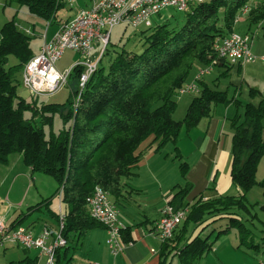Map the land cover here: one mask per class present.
Returning <instances> with one entry per match:
<instances>
[{
	"label": "trees",
	"instance_id": "16d2710c",
	"mask_svg": "<svg viewBox=\"0 0 264 264\" xmlns=\"http://www.w3.org/2000/svg\"><path fill=\"white\" fill-rule=\"evenodd\" d=\"M250 1L204 0L190 5L177 28L162 23L134 29V34L143 38L144 48L140 53L127 51L122 46L111 54L107 44L98 67L78 90L75 107L76 89L63 104L38 106V96L28 102L17 94L16 74L35 54L31 45L33 34L18 29L14 17L0 26V162H6L11 154H20L32 172L47 174L56 182L54 194H60V204L66 215L62 231L66 245L55 252L54 264H70L69 246L77 245L89 229L102 226L90 217L86 198L96 185L112 199L121 195L122 178L131 174L137 165L140 155L135 151L142 141L152 135L158 151L166 142H176L182 127L190 130L202 117L209 116L214 104L230 102L243 110L242 115L236 114L229 120L230 177L241 193L208 200L200 197L191 205L182 206V199L190 187L187 184L175 186L169 203L175 209L187 206L184 229L191 224V232L198 227L200 231L193 237L182 234L175 238L174 233L161 245L160 264L166 263L172 250H177L182 264H192L210 249L213 239L232 227L237 229L241 243L258 250L260 244L254 242L255 234L245 226L241 214L249 213L248 191L254 185L264 188V180L256 178L264 153L261 138L264 98L257 104H241L233 97L228 98L226 90L200 82L199 92L191 95L183 118H172L177 89L188 81L198 65L211 62L214 43L233 31L236 14ZM8 3L23 7L46 21H51L63 4L61 0H8ZM263 23L264 0H259L251 6L247 26L250 29ZM9 55L16 58V64L6 65ZM80 71L81 68L74 67L69 80L74 78L77 82ZM26 111L28 116H24ZM55 114L61 118V128L46 137L43 127H52ZM181 165L185 175L186 163ZM48 200L28 210L45 205L49 211ZM49 212L57 219V214ZM21 216L10 225L17 226L23 220ZM221 219L227 223L216 231L210 242L214 229L205 237L200 236L202 230ZM0 264H36V258L25 256Z\"/></svg>",
	"mask_w": 264,
	"mask_h": 264
},
{
	"label": "crops",
	"instance_id": "0c3cea01",
	"mask_svg": "<svg viewBox=\"0 0 264 264\" xmlns=\"http://www.w3.org/2000/svg\"><path fill=\"white\" fill-rule=\"evenodd\" d=\"M3 1L4 5L8 6L10 10L9 15L7 14L8 20L14 17L18 29L29 30L33 37L39 38L34 53L38 52L43 35L45 40H50L61 23L68 21L79 9L86 8L89 5V0H61L63 3L60 7L63 8L62 13L59 15L57 11L56 16L51 21H46L27 11H22L23 22L20 23L16 18L20 8L16 9L14 3H8V0ZM236 17L233 31L257 33L254 35L251 45V51L257 58L254 61L238 64H232L225 60L220 61L221 63L216 65L212 69L213 71L201 78L198 86L200 82H203L208 84L209 87L226 90L228 98L233 97L241 104L246 102L257 104L261 98H264V64L258 58L264 44V28L262 27L264 23L249 29L245 15ZM200 66L202 65H198V67ZM213 74L215 75L213 76ZM247 77L250 78L251 85H244L243 82ZM222 79L228 80L230 88H234L233 94H228L229 87L226 89L219 88ZM251 91H253V94ZM240 94L242 98H240ZM242 113V107H237L233 102L228 104L217 103L212 106L209 116L202 117L195 127L186 130L183 139H180L179 133L178 141L180 139L179 144H181L178 151L184 149L185 143H187V151L184 152L183 150L181 152L182 156L187 158V162H185V180H182L181 183L177 179L173 180V178L167 176L159 167L158 161H160L159 158L162 155L155 150L157 141H154V137L150 135L142 141L135 151V154L140 155L137 165L131 174L122 178L121 195L116 199H112L109 194L110 199L115 202L114 204L118 209V220L127 228L122 233V239L124 242L132 241V243L125 245L117 254H112L106 244L107 234L105 228L102 226L93 227L85 233L77 245H71L67 249V256L71 257L70 264H87L91 261L97 264H160L162 246L155 238L150 236L149 231L153 223L159 219L161 209L172 199L176 190V188L174 189L175 186L182 187L187 184L190 187L182 199V206L191 205L200 197L202 200H208L219 196L240 195L241 190L232 182L230 177L232 155L230 152L231 128L229 120L236 114L242 115ZM261 123L263 126L261 138L264 141V118H262ZM21 160L22 156L20 154H11L6 162H0V219L8 224L12 223L19 215H22L24 219L33 211L40 209L35 208L29 211L30 206L28 205L25 214L20 212L15 215L18 209L26 205V197L21 196L18 192L20 189L15 187L16 179L19 175H22L23 178H27V175H29L33 179L34 174L30 167L26 165L23 168L21 167ZM263 163L264 153L257 166L256 178L258 181L264 180V172L260 177L257 176ZM17 165H20L19 167L23 171L18 172L19 175L16 174L11 179L6 192L1 191V187L8 181ZM259 186L264 195V188L261 185ZM54 199H57L58 207L60 206V209L65 212L60 204V197L57 195ZM261 208L264 211V205ZM49 211L57 214L58 208L55 210V208L49 207ZM49 211H46L44 217L38 218L24 227L31 229L34 234L39 233L44 225L55 228L56 216H52ZM241 219L243 222L245 221L243 215ZM21 223L22 220L17 223V226H23ZM245 226L247 225L245 224ZM191 229V224L184 229L182 221L175 231V238L182 234L183 236L192 234L191 237H193L200 231V227L193 232H191ZM211 230V226L206 227L202 230L200 236L205 237ZM215 233L216 230L211 234L209 242L213 239ZM259 236L264 238V234ZM242 246L245 245L240 242L237 229L232 227L228 232L213 239L210 249L192 264H256L258 258L264 257V254L259 253V250L253 248L252 253H248L242 249ZM30 250L23 249L24 257H35L36 264L42 263L44 257L39 256L38 249H35L36 252L32 255L29 252ZM79 255H81L82 260L75 262V257ZM165 264H182L177 250H172L168 254Z\"/></svg>",
	"mask_w": 264,
	"mask_h": 264
},
{
	"label": "built area",
	"instance_id": "2783aa9c",
	"mask_svg": "<svg viewBox=\"0 0 264 264\" xmlns=\"http://www.w3.org/2000/svg\"><path fill=\"white\" fill-rule=\"evenodd\" d=\"M191 4H194V0H89L86 8L79 9L71 19L59 25L50 40H45L44 35L42 36L38 52L22 66L21 83L32 96H46L67 84L74 67L81 68L73 100L75 107L79 93L78 85H85L98 67L114 26L125 24L133 29L150 27L152 17L158 15L161 10L171 7L185 12ZM23 31L32 35L29 30ZM253 40L254 33L237 31L218 39L213 45L211 62L199 67L193 80L183 83L177 89V95L197 94L198 82L220 61L225 60L232 64L254 61L257 56L251 51ZM67 49L74 51L77 59L70 67L60 71L56 68V62ZM258 58L264 64V44ZM94 189L101 187L94 186L91 195L86 198L88 213L105 228L106 244L112 254H117L132 241L124 242L122 239L126 227L118 220V209L110 199L109 193L102 189V197H94ZM60 210L59 206L56 227L44 225L37 234L21 225L16 226L15 230H8V223L0 219V244L9 242L25 250L38 249L39 256L44 257V260L37 264H54L55 252L66 245L62 234L64 224L60 222ZM187 212V206L175 209L170 203H166L161 209L159 219L149 231L150 236L160 245L165 244L166 239L174 236ZM87 264L97 263L91 261ZM256 264H264V257L258 258Z\"/></svg>",
	"mask_w": 264,
	"mask_h": 264
},
{
	"label": "rangeland",
	"instance_id": "374dc122",
	"mask_svg": "<svg viewBox=\"0 0 264 264\" xmlns=\"http://www.w3.org/2000/svg\"><path fill=\"white\" fill-rule=\"evenodd\" d=\"M258 1L259 0H251L236 15H245V17H248V14L251 10V6L256 5ZM3 2H4L3 0H0V26L5 21L8 20L7 14L9 15L10 13L9 7L5 6ZM14 7H16V9H19L15 4H14ZM62 9L63 8H60L58 10L59 15H61ZM22 11H26L25 8L21 7L16 17L20 23L23 22ZM185 15H186V12L177 11L174 8L168 7V8L161 10L158 15H155L152 17V26H155L157 24H162V23H168L169 27L177 28L182 24L185 18ZM150 31H151V28L148 29L146 33H149ZM256 34L257 33L254 32V35ZM38 43H39V38L33 37L31 40V45L34 49V52L37 49ZM122 46H124V48L127 51H133L136 53H140L142 52L144 48L143 38L135 35L134 29L131 28L130 26L125 25V24H118L114 26L111 30L110 40H109L107 48L109 52L112 54L115 51L121 49ZM76 59H77V54L74 51L67 49L62 53L60 59L56 62V68L60 71L65 68H68L76 61ZM16 63H17L16 58L13 55H9L6 65L11 66ZM203 66H205V64L200 67H203ZM215 67L216 66H214L212 69H214ZM195 73L193 74V76L191 74L188 78V81L186 82H191L194 78ZM214 75L215 74H213V76ZM16 80H18V83L16 86L17 94L20 97L24 98L26 101L28 102L31 101V98L33 96L21 83V72H18L16 74ZM250 81H251L250 78L247 77L245 78V81L243 83L244 85L245 84L251 85ZM228 87H229V90H227L228 94L229 95L233 94L234 88H230L228 84V80L222 79L220 81L219 88L226 89ZM76 88H77V83L75 82V79L72 78L68 80L67 84L63 86L61 89H59L58 91L50 95L38 96L36 103L38 106L42 103L63 104L67 100V98L70 96L71 92H73ZM240 98H242L241 94H240ZM72 99H73V96H72ZM190 99H191V96L188 94L175 96L176 107L172 113V118L174 120H181L183 118ZM28 115L29 113L28 111H26L24 113V116H28ZM61 125H62L61 118L59 117L58 114H55L52 120V127L51 128H49L48 126L43 127L45 136L48 137L51 131L57 132L58 129L61 128ZM185 133H186V129L182 127L180 135H179L180 139L184 138ZM179 141H178V138L176 142L168 141L165 144H163L157 152H159L162 155L161 158H159L160 161H158V165L159 167L162 168V171L167 176L173 178V180L177 179L178 182L181 183L182 180L183 181L185 180V177L183 175V168L181 164L184 162H187V158L185 156H182L181 152H183V150L184 152L187 151V143H185L186 146H184V149L182 148L181 151L180 150L178 151V149L180 148L179 146L181 144V143L179 144ZM20 165L22 168L25 167L23 160H21ZM19 166L17 165L15 169H13L12 171L13 174H11L8 181L1 187V191L6 192L9 187L11 179L18 172L23 171V169ZM263 172H264V163L259 168V173H257V176L260 177L263 174ZM18 175L19 174H17V176ZM32 178L33 179H31L29 175H27V178H23L22 175H19L18 178L16 179L15 187L20 189V191L18 192L20 193L21 196L24 195L26 197V200H25L26 205L18 209L15 212V215L19 214L20 212H22L23 214L26 213L28 205L34 206L38 203H42L44 201L46 202V200L48 199H50V201L49 200L47 201V204L49 207H53L55 208V210L58 208V201H57L58 198L54 199L55 197H57V193L55 196H53V194L56 191V187H57L54 179L51 176L41 173V172H34ZM247 204L249 208V213L242 214L243 217L245 218L244 224H246L253 231V233L255 234L254 242H258L260 244V247L258 248L259 253L264 254V238L262 236L261 237L259 236V235L264 234V211L261 208V206L264 205V195L259 185H254L250 189L249 193H247ZM46 211L47 210L45 208V205L44 206L42 205L40 209L33 211L29 216L24 217L21 224L23 226L29 225L32 221H35L38 218L44 217L46 214ZM226 223H227V220L221 219L220 221H217L214 225H212L211 229H214V231L215 230L217 231L221 228H224ZM242 249L244 251H247L248 253H252L253 248L242 246ZM29 252L32 255L36 252V250L31 249ZM24 255H25L24 251L21 247H18L11 243L0 244V263L16 261L24 257ZM81 260H82L81 255L75 257V262H80Z\"/></svg>",
	"mask_w": 264,
	"mask_h": 264
},
{
	"label": "bare ground",
	"instance_id": "6f19581e",
	"mask_svg": "<svg viewBox=\"0 0 264 264\" xmlns=\"http://www.w3.org/2000/svg\"><path fill=\"white\" fill-rule=\"evenodd\" d=\"M202 1H204V0H194V3H198V2H202ZM82 87H83V85H78V90H80ZM94 197H102V188L101 189H94ZM65 219H66L65 212L60 210V222L62 224H65ZM15 229H16V226H11L10 224H8V230H15ZM172 237H170V239ZM168 240L169 239H166V241H168Z\"/></svg>",
	"mask_w": 264,
	"mask_h": 264
}]
</instances>
